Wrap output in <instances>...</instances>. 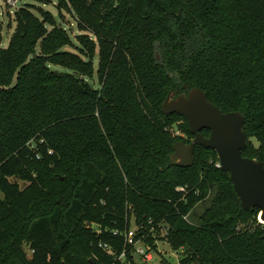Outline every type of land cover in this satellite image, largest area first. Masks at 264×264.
<instances>
[{"label": "trees", "instance_id": "trees-1", "mask_svg": "<svg viewBox=\"0 0 264 264\" xmlns=\"http://www.w3.org/2000/svg\"><path fill=\"white\" fill-rule=\"evenodd\" d=\"M58 1L75 38L30 2L7 46L0 24V264H139L128 233L157 248L165 228L179 264H264L261 209L217 151L173 163L194 134L162 111L199 87L245 115L243 154L264 162V0Z\"/></svg>", "mask_w": 264, "mask_h": 264}, {"label": "water", "instance_id": "water-1", "mask_svg": "<svg viewBox=\"0 0 264 264\" xmlns=\"http://www.w3.org/2000/svg\"><path fill=\"white\" fill-rule=\"evenodd\" d=\"M157 59L160 60L159 54ZM162 111L185 117L194 134L190 142L180 140L175 143L172 162L187 168L194 165L198 146L217 151L221 168L231 174L243 208L259 207L264 223V162L243 154L248 146L245 115L240 111L225 112L199 87L188 93H181L180 89L171 92L162 104ZM203 129L210 130V136L202 134Z\"/></svg>", "mask_w": 264, "mask_h": 264}, {"label": "rangeland", "instance_id": "rangeland-1", "mask_svg": "<svg viewBox=\"0 0 264 264\" xmlns=\"http://www.w3.org/2000/svg\"><path fill=\"white\" fill-rule=\"evenodd\" d=\"M7 0H0V24H1V31L4 36V46H7L12 34L16 28V21H15V11L23 6L25 3L30 2L36 5V7H43L44 9L52 11L59 21L61 20L69 29L72 31V35L75 38L76 34L80 33L77 28V23L75 17L67 12L65 9H62L63 16L60 19L59 11H58V0H19L16 5H11L7 3ZM96 85L98 84L97 78L94 80ZM25 186V183H23ZM212 194L208 197L205 202L200 203L196 206L193 213L190 215V220L199 223L200 216L205 212V210L209 207L210 202L213 198ZM259 220L261 221V213L259 215ZM135 221L133 220V228H135ZM137 247H144L145 252H147V244L139 241L136 242ZM157 248L153 247L151 250H148L152 253V259H148L145 257L144 254L140 252H134V257L137 263L139 264H179L180 259L182 257L181 250H173L171 248L170 242L168 239H159L156 241ZM156 245V244H155ZM151 246V245H149ZM26 249L31 256V251L29 247L26 246ZM124 261H127L123 258Z\"/></svg>", "mask_w": 264, "mask_h": 264}, {"label": "built area", "instance_id": "built-area-1", "mask_svg": "<svg viewBox=\"0 0 264 264\" xmlns=\"http://www.w3.org/2000/svg\"><path fill=\"white\" fill-rule=\"evenodd\" d=\"M7 1H8V2H7L8 4L16 5V4L18 3L19 0H7ZM217 166L221 167L220 162L217 164ZM179 189H184V187H180ZM261 221H262V220H261ZM167 235H168V231H167V229L165 228V230H164V236H166V239H168ZM134 237H135V231H134V230H131V231L128 233V238H129V241L135 245V247H136V248H135V251L144 254L145 257H147L148 259H152V253L149 252L148 250H151L153 247L147 245V252H145V248H144V247H142V246L139 247V248L137 247V243L134 241Z\"/></svg>", "mask_w": 264, "mask_h": 264}, {"label": "flooded vegetation", "instance_id": "flooded-vegetation-1", "mask_svg": "<svg viewBox=\"0 0 264 264\" xmlns=\"http://www.w3.org/2000/svg\"><path fill=\"white\" fill-rule=\"evenodd\" d=\"M203 130H204V129H203ZM203 130H202V131H203ZM209 131H210V130H209ZM210 133H211V132H209V134H208V135H205V136H207V137L210 136ZM202 134H203V133H202ZM193 138H194V137H192V139H193ZM192 139H191V140H192Z\"/></svg>", "mask_w": 264, "mask_h": 264}]
</instances>
